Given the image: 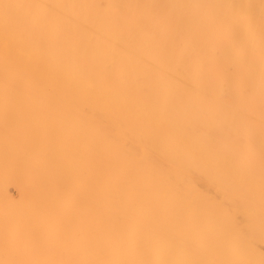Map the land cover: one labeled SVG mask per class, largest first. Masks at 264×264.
I'll return each mask as SVG.
<instances>
[{
	"label": "bare ground",
	"instance_id": "6f19581e",
	"mask_svg": "<svg viewBox=\"0 0 264 264\" xmlns=\"http://www.w3.org/2000/svg\"><path fill=\"white\" fill-rule=\"evenodd\" d=\"M0 264H264V0H0Z\"/></svg>",
	"mask_w": 264,
	"mask_h": 264
}]
</instances>
